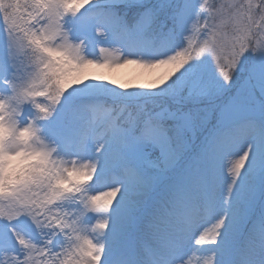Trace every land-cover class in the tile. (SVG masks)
<instances>
[{"label":"snow or ice","instance_id":"snow-or-ice-1","mask_svg":"<svg viewBox=\"0 0 264 264\" xmlns=\"http://www.w3.org/2000/svg\"><path fill=\"white\" fill-rule=\"evenodd\" d=\"M0 129V264H264V0H0Z\"/></svg>","mask_w":264,"mask_h":264},{"label":"clouds","instance_id":"clouds-1","mask_svg":"<svg viewBox=\"0 0 264 264\" xmlns=\"http://www.w3.org/2000/svg\"><path fill=\"white\" fill-rule=\"evenodd\" d=\"M3 135V130L0 129V136ZM35 156H26L20 153L16 156H6L0 155V174H2V179H0V190H3L5 182H11L13 177L19 173L20 178H23L24 166L33 160H36Z\"/></svg>","mask_w":264,"mask_h":264},{"label":"rangeland","instance_id":"rangeland-1","mask_svg":"<svg viewBox=\"0 0 264 264\" xmlns=\"http://www.w3.org/2000/svg\"><path fill=\"white\" fill-rule=\"evenodd\" d=\"M111 74L120 80V82L128 83V82H134V76L136 69L134 67H127V68H118L114 71L109 70Z\"/></svg>","mask_w":264,"mask_h":264}]
</instances>
